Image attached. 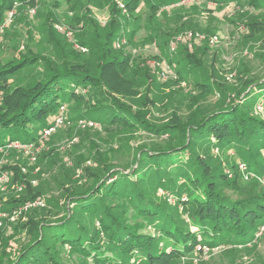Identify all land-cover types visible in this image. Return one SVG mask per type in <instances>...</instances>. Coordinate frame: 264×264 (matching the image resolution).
Here are the masks:
<instances>
[{
    "label": "trees",
    "instance_id": "16d2710c",
    "mask_svg": "<svg viewBox=\"0 0 264 264\" xmlns=\"http://www.w3.org/2000/svg\"><path fill=\"white\" fill-rule=\"evenodd\" d=\"M199 1L194 8L207 2L221 7L243 0ZM30 2L0 0V26L10 11L15 16L17 8ZM140 2L127 0L125 12L116 6L107 37L94 32V39H77L91 49L87 56L68 43L65 30L58 32L53 27L56 17L50 15L48 30L60 37L54 35L53 41L57 37V42L61 39L63 44L39 52L28 45L26 50L18 51L20 57L0 65V91L4 94L0 105L1 150L15 140H38L64 105L69 108V122L75 125L81 120H93L106 131L125 127L143 131L158 141L153 148L148 144L131 148V156L126 152L125 160L102 163L97 172L90 173L84 188L69 196L71 206L63 207L58 217L41 207L30 208L29 220L21 226L29 235L27 242L14 260H4V253L0 264H72L68 254L90 264H180L184 256L197 253L198 247L204 250L230 245L240 249L255 244L264 225V191L230 194L225 188L233 181L222 170L218 179L206 166L212 150L218 148L229 155L228 151H235L238 159L264 175V120L251 111L252 104L246 97L240 103L225 102L211 111L196 108L201 103L187 88L178 93L183 105L172 109L170 122L152 115L156 101L150 94L151 86L158 87L159 81L144 65L142 55L147 42L156 40L178 77L190 80L188 84L193 82L194 88L209 84V76L204 71L197 76L194 68L199 67L201 59L197 53L188 62L182 57L184 49H188L186 45L177 48L176 53L170 52L169 41L185 28L184 23H178L172 31L152 20L153 16L158 20L157 13L165 8L179 16L182 0H151L147 6L149 17L138 9ZM243 2L264 11V0ZM254 19L252 16L247 23L253 29ZM123 36L126 44L118 49L114 42ZM13 38V45L20 47L21 38ZM47 40L52 41L50 37ZM248 83L249 93L264 90V75ZM189 105H194L192 114L181 112ZM65 132L55 135L60 138ZM232 166H237L236 162ZM18 179L20 175L14 182H20ZM23 180V199L0 202V212L11 214L26 201L45 193ZM55 180L60 184L63 177L56 175ZM159 189L174 197L177 205L161 200ZM10 223L17 225L18 221Z\"/></svg>",
    "mask_w": 264,
    "mask_h": 264
},
{
    "label": "rangeland",
    "instance_id": "374dc122",
    "mask_svg": "<svg viewBox=\"0 0 264 264\" xmlns=\"http://www.w3.org/2000/svg\"><path fill=\"white\" fill-rule=\"evenodd\" d=\"M29 1L31 2L16 9V14L10 21L6 16V20L0 26V65L20 57L18 51L26 50L28 45L37 52L42 48H52L54 44L62 45L61 39L57 42V37H60L57 34H51L48 30L50 19L47 17L50 18L52 15L56 17L53 27L59 30L58 32L65 30L66 37L70 40L68 43L87 56L91 53V49L77 42V39H94L92 38L94 32L101 38L107 37L108 24L116 16V6L125 12L127 2V0ZM150 1L141 0L139 3L138 9H141L146 16L149 15L147 6ZM243 1L221 7L214 2H207L202 3L199 8H194L201 2L182 0V6L178 10L179 16L172 15L170 8L158 12L160 16L158 20L156 16H153L152 20H155V23L160 22L161 28L165 30L173 31L178 27V23L179 25L185 24V28L183 27V30L169 41L170 52L176 53L177 48L186 45L188 49H184L182 57L185 56L187 62L192 54L197 53L201 59L198 60L199 67L194 70L199 73L197 76L200 77L201 73H207L209 84H203L202 89H196L193 82L188 84L190 80L179 78L168 64L165 53L158 48V42L156 40L151 43L147 42L142 55L144 65L150 67L151 73L160 82L157 83L158 87L151 86L150 94L156 101L154 102L156 106H153L155 110L151 108L152 115L161 118L163 122H170L172 109L183 105L178 93L187 88V92L194 95L195 100L201 103L196 108L200 106L205 111H211L225 102L240 103L246 97L247 103L252 104L251 111L264 120V90H253L249 93L248 83L249 80H257L264 75V11L256 10ZM252 16H255L253 20L255 29L247 24ZM71 22H73L72 25H70ZM76 34L80 37L77 38ZM54 35H57L55 41H53ZM47 36L52 41L49 42ZM13 37L21 38L20 47L13 45L15 40ZM126 41L123 36L116 39L114 44L121 49ZM6 45L9 46L6 47ZM49 53L45 52L46 55ZM52 56L55 58L54 54ZM155 56L161 57V60ZM202 58L205 60L203 61ZM21 82L23 83V79ZM123 87L128 89L127 85ZM3 103L4 94H0V105ZM190 105L185 112L183 107L181 112L187 115L192 114L195 108H193L194 105L192 108ZM61 114L66 117V123L51 135L46 136L43 133L38 140L29 143L15 140L31 147L16 148L10 144L7 149H0L1 203H7L15 198L23 199L26 182L22 183V179L29 180L31 187L36 190L43 189L45 192L41 194L42 196L32 198L18 206L11 214L0 212V258L6 253L4 260L6 258L14 260L27 242L29 235L21 226L29 220L30 208L41 207L49 211L48 214L58 217L63 207L71 204L68 200L69 196L79 193L90 181V173L97 172L102 163L108 164L118 158L125 160L126 152L131 156L133 147L143 145L145 147L148 144L153 148L158 142L143 131H132L125 127L116 129V132L106 131L93 120H84L94 123L92 125L85 122L82 124L81 121L77 125L70 123L69 108L66 105L62 107ZM155 117L151 116V118ZM181 122H184V118ZM64 130L66 132L62 134V137L58 138L55 135L58 131ZM228 152L230 155L227 152H221L218 148L213 149L212 158L206 170L213 172L218 179L221 170L226 173V178L233 181L231 186L229 184L225 188L230 194L241 196L263 192L264 175L256 171L254 167H250L245 161L238 159L236 157L238 153L235 151ZM234 162L237 166H232ZM17 168L20 172L16 170ZM17 175L21 176V180L18 179L21 183L14 182ZM56 175L63 177V180H59L62 183L56 184ZM158 197L161 200L167 199L173 205L177 203V200L169 196L164 189H159ZM48 199H51V202H48ZM56 206L58 208H55ZM15 211V219H12L11 216ZM15 220L18 221L17 225H12L10 222ZM263 231L264 225L256 235L253 245L248 244L247 247L240 249L230 245H220L204 250L198 247L197 253L193 256H184L180 264H187L189 261H191L190 264H264ZM67 259L72 264H90L84 258L74 254H68Z\"/></svg>",
    "mask_w": 264,
    "mask_h": 264
},
{
    "label": "built area",
    "instance_id": "2783aa9c",
    "mask_svg": "<svg viewBox=\"0 0 264 264\" xmlns=\"http://www.w3.org/2000/svg\"><path fill=\"white\" fill-rule=\"evenodd\" d=\"M124 6V5H123ZM13 13H14V11H10L9 13H8V21H10L11 20V18H12V16H13ZM60 28V27H59ZM61 29V28H60ZM3 30V29H2ZM0 94H1V91H0ZM260 108V107H259ZM61 113H62V108H61ZM59 114V115H57L55 118H54V120H53V123L50 125V126H48L45 130H44V135H46V136H48V135H51L52 133H54L58 128H60L61 126H63L64 125V123H65V121H66V117H64V115H62V114ZM84 120H81V123L82 124H90V125H92V124H94V123H92V122H85ZM12 146H14V147H16V148H28V147H31V146H26L27 144H24L23 143V145L22 144H20L19 143V141H12L11 143H10ZM10 144H8V147L10 146ZM16 214V211L13 213V215L11 216L12 217V219H15V215Z\"/></svg>",
    "mask_w": 264,
    "mask_h": 264
}]
</instances>
